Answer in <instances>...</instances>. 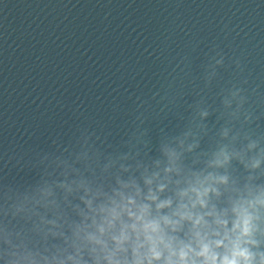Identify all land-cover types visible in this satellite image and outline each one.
<instances>
[{
	"label": "clouds",
	"instance_id": "1",
	"mask_svg": "<svg viewBox=\"0 0 264 264\" xmlns=\"http://www.w3.org/2000/svg\"><path fill=\"white\" fill-rule=\"evenodd\" d=\"M222 155L217 164L228 161ZM145 183L147 195L133 181L121 182L130 191H115L98 207L85 200L92 215L77 226L75 254L57 264H264V252L252 251L259 217L249 211L264 206V192L255 201L237 202L230 218L226 210L209 209L210 194L219 191L202 182L177 192L178 203L160 198L165 184L153 189L152 179Z\"/></svg>",
	"mask_w": 264,
	"mask_h": 264
},
{
	"label": "water",
	"instance_id": "2",
	"mask_svg": "<svg viewBox=\"0 0 264 264\" xmlns=\"http://www.w3.org/2000/svg\"><path fill=\"white\" fill-rule=\"evenodd\" d=\"M81 0H0V93Z\"/></svg>",
	"mask_w": 264,
	"mask_h": 264
}]
</instances>
